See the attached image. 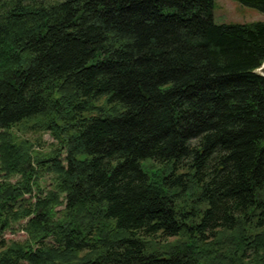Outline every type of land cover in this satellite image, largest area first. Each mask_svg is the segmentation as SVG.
<instances>
[{
	"label": "trees",
	"instance_id": "16d2710c",
	"mask_svg": "<svg viewBox=\"0 0 264 264\" xmlns=\"http://www.w3.org/2000/svg\"><path fill=\"white\" fill-rule=\"evenodd\" d=\"M215 2L0 0V264H264V20Z\"/></svg>",
	"mask_w": 264,
	"mask_h": 264
},
{
	"label": "rangeland",
	"instance_id": "374dc122",
	"mask_svg": "<svg viewBox=\"0 0 264 264\" xmlns=\"http://www.w3.org/2000/svg\"><path fill=\"white\" fill-rule=\"evenodd\" d=\"M264 20V13H261L253 8L244 6L234 0H216L214 6V21L217 24H249L254 22H259ZM104 102L101 101L102 105ZM12 137L15 138L17 144L19 143H28L30 148V153L33 155H50L53 153V150L57 146L56 140L52 135L44 130H34L31 129L30 125L21 126L12 130ZM146 168L158 169L159 165L151 162L144 164ZM40 179L39 185L40 190H38L37 185L33 187V194L25 196V199L31 203L36 201V195L42 190L44 193L52 189L54 176L44 172H39ZM21 181L20 176H14L10 179L12 184ZM64 207H58L56 210L59 214L62 215ZM29 218L21 220L18 223L12 225V227L5 231L3 236L0 237V242L5 240L7 245H12L14 243H24L28 241L29 237L27 232L24 230V226L27 224ZM180 239L171 238L168 240L160 239V242L157 239L153 241V247L155 249L164 250L165 247L171 246L177 243ZM47 243L52 244V239L47 240ZM220 245L227 246V242L221 243Z\"/></svg>",
	"mask_w": 264,
	"mask_h": 264
},
{
	"label": "water",
	"instance_id": "95a60500",
	"mask_svg": "<svg viewBox=\"0 0 264 264\" xmlns=\"http://www.w3.org/2000/svg\"><path fill=\"white\" fill-rule=\"evenodd\" d=\"M256 72L262 76H264V63L262 64V66L256 70Z\"/></svg>",
	"mask_w": 264,
	"mask_h": 264
}]
</instances>
